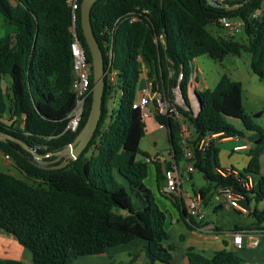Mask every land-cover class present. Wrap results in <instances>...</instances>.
<instances>
[{
    "label": "trees",
    "instance_id": "16d2710c",
    "mask_svg": "<svg viewBox=\"0 0 264 264\" xmlns=\"http://www.w3.org/2000/svg\"><path fill=\"white\" fill-rule=\"evenodd\" d=\"M263 6L264 0H251L232 13H223L204 6L202 0H98L93 5L92 27L104 56L109 35L103 32L116 27L111 41L121 95L116 92L113 97L106 80L102 117L87 149L65 168L50 170L34 165L32 155L19 144L0 142V152L23 175L0 169V229L13 235L32 253L34 264H70L75 254L99 256L110 248L134 241L145 242L143 253L149 264L174 262L176 247L167 244L168 212L161 208L146 184L150 165L155 166L160 177L162 164L157 156L141 150L147 125L141 111L133 108L142 76L140 58L148 64L153 91L171 99L178 75L183 71L181 90L189 108L193 61L202 55L222 62L229 55L248 53L252 56V73L264 80ZM80 9L77 32L92 64ZM256 12L257 18H253ZM0 14L14 28L0 41V131L37 148L40 154L59 152L78 136L92 104L91 93L79 130H68V116L76 104L72 89L71 10L65 0H0ZM130 14H135L138 20L131 22ZM224 15L244 19L246 41L217 36L210 30ZM162 34L165 42H156L155 38ZM91 71L92 89L93 68ZM199 94L203 109L197 116L192 110L180 108L193 129L195 143L214 134H222L221 139L243 137L244 131L229 124L227 118L238 119L245 131L258 133V143L264 140L263 128L244 107L241 82L224 74L214 89ZM113 102L115 105L111 107ZM154 118L166 128L172 158L179 166L185 162L180 124L157 111ZM217 141L204 151L194 150L196 172L207 178V184L199 192L204 199L222 188L241 192L248 206L254 202L250 215L257 219L255 227L260 228L264 222V210L257 207L264 202L260 160L252 156L239 175L231 172L223 175ZM249 176L257 177L258 182L253 189L246 190L242 184ZM161 195L171 201L189 230L207 224L206 220L199 222L187 214L183 199L163 192ZM140 253L128 263L119 264H136ZM186 257L189 264L243 262L227 249L208 258L189 248ZM0 264L21 263L0 260Z\"/></svg>",
    "mask_w": 264,
    "mask_h": 264
},
{
    "label": "built area",
    "instance_id": "2783aa9c",
    "mask_svg": "<svg viewBox=\"0 0 264 264\" xmlns=\"http://www.w3.org/2000/svg\"><path fill=\"white\" fill-rule=\"evenodd\" d=\"M67 6L71 10V19L72 25L70 27V32L73 37V41L71 44L72 56L74 59V82H73V92L76 95V104L70 115L69 123L67 129L71 132H77L79 130L80 124L83 119V114L86 106L87 99L89 95L92 93L91 89V75H92V64L89 62L86 50L79 38L77 32V13L81 8V0H65ZM215 2L218 7L215 9L220 10L223 13H232L242 6L243 3H247L251 0H212ZM264 11V6H263ZM259 12L253 14V18H257ZM130 21L134 22L138 20V17L135 14H130ZM223 30L228 31L229 33L236 34L244 31V27L246 25L243 18L235 15H224L219 19L218 24ZM114 27L112 30L110 28H106L103 34L109 35V43H107V50L104 56L105 58V78L107 80L108 86L112 90V96L114 97L116 92L118 95H121V91L118 90V72L113 66V46H112V35L115 32ZM156 42H165V36L162 34L159 37L157 36ZM184 79L183 71L178 75V83L177 86L173 89V98H168L166 95L159 93L158 91H153V85L151 83V89L149 91H145L142 96L137 98L133 104V108L141 111V116L144 121L148 118L152 117V113L149 110L150 104H154L156 111L160 114L167 115L173 118L180 124V136H181V145L183 148V155L186 163V167L189 173H195L196 169L193 165V160L195 159V149L198 151L206 150L211 142L220 139L222 134H214L212 136H207L203 138L201 141L195 143V137L193 129L190 125L185 121L183 114L180 111V108L185 110H192L194 115H198V102L196 98L189 93L190 99V108L184 98V95L181 90V82ZM191 83H194V76L191 78ZM193 86V85H192ZM114 100V99H113ZM112 100V101H113ZM115 104L112 103L111 107ZM37 151V148H34ZM247 146H238L236 150H245ZM8 159L9 157L6 156ZM147 162H150L147 159ZM231 172L235 175H239L236 171H225L221 172V174L225 175V173ZM165 185L162 188V192L167 196H175L183 199L184 205L186 207L187 214L190 217L195 218L198 221H203L206 219L205 213V201L203 196L199 193L190 197L182 190V176L180 173L179 166L172 158V167L165 171ZM243 187L246 190H251L254 188V183L249 176L243 182ZM221 192V198H217V203L224 202L229 204V206L241 214L248 215L250 214V210L241 205V199H244V196L241 192L233 190L231 188H222L219 189ZM209 230H214L211 226ZM234 244L237 249L241 250L245 248V244L243 241V235L241 233H235L233 235ZM258 245V240L254 239L249 246L255 247Z\"/></svg>",
    "mask_w": 264,
    "mask_h": 264
},
{
    "label": "crops",
    "instance_id": "0c3cea01",
    "mask_svg": "<svg viewBox=\"0 0 264 264\" xmlns=\"http://www.w3.org/2000/svg\"><path fill=\"white\" fill-rule=\"evenodd\" d=\"M12 3L15 5L16 1H12ZM140 64L142 65L141 66L142 76L138 88L137 98L142 96L145 91H149L151 89V83H152V81H150V79L148 78V72H149L148 64L142 57L140 58ZM195 64H197L196 59L193 61V66ZM197 73H198V69H196L195 72L193 73L194 76L193 84L191 83L192 80H190V86H189L190 94H192L191 93L192 85H193V89H196L198 92H203L210 89V86L206 81L203 82L199 80ZM143 76L148 80V84L147 87L140 89ZM243 94H244V90H243ZM150 105L151 107H149V110L151 111L152 116L154 117L156 108L152 103ZM242 131H244L243 137L217 139L218 140L217 146L220 150L219 164L220 167L225 171H231V170L236 172L243 171L248 166L251 157L255 156V155H250L253 154L254 148L257 149L256 154H260V151L264 152L263 151L264 140L261 143L257 142L260 139V135L258 133L245 131L244 127L242 128ZM244 145L247 146V149L236 150L238 146H244ZM242 152H247L248 156L247 158H242V160L240 161L238 154ZM0 156H3V160L6 168L11 167V164L13 165L10 158L8 159L1 152H0ZM223 156L230 157L229 165L226 164L222 165L221 159ZM258 158L260 160L261 173L264 175V155L261 156L260 154ZM232 160H235V162L233 163ZM160 162L162 164V175L160 177H157L156 168H155V176L154 174H151V171H149V176L150 174L153 176V180H155V183L154 184L149 183L148 180L147 185L155 193L157 201L160 204L161 208L164 211L168 212V217H169L168 224H172L173 222L180 223L181 220L183 221V219L180 213L178 212V210L173 206V204L169 199L161 195L162 188L165 185L164 172L168 170L169 158L168 160H164V161L160 159ZM2 170L6 171L5 169ZM250 177L255 186L258 182L257 177L255 176H250ZM154 187L156 188V190L153 189ZM158 197L160 198V200H158ZM241 205L247 207L250 210V213L253 211L255 206L254 202H252L248 206L244 199H241ZM219 206L221 207L220 209L217 208ZM257 207L260 211L264 210V202H260L257 205ZM209 209H211L212 212L215 213L214 214L216 216L215 221L210 220V216L208 213ZM206 210L208 215V219L206 220L207 224L195 230L192 231L190 230V234L197 235L200 238L203 237L204 244L211 245V247L209 248H206V245L202 247L201 249L202 251H200L203 253L202 255L205 254L204 256H206L207 254L206 252H208L209 255H207L206 257L212 258L214 257L216 252L223 249H227L233 252L234 249H237L234 244L233 235L235 233L240 232L243 235L244 244L247 245V247L254 249L253 251L254 253H252L250 256L246 255L242 258H244V260L246 259L245 261L249 262L250 264H264V222L262 223L260 228H256L255 226L257 224V219L255 217H254L255 220L250 219V217H252L250 214L248 215L241 214L239 211L231 208L229 204L224 202H219V203L215 202L213 205L211 204V206L205 209V211ZM244 216L246 217V220H243L242 217ZM217 217H220V221H218ZM211 226L214 228V230H209ZM235 230H239V231H235ZM254 239L258 240V245L255 247L249 246ZM185 240H186V236H185ZM136 242L137 241H134L128 245L110 248L106 251V253L99 256H80L78 254H75L73 255L70 264H112V261H114L116 264L128 263L131 260L132 256H134L138 252L141 253L136 264H149L148 258L143 253V247L145 244L143 243L137 244ZM189 248L194 249L193 246ZM120 256H124L125 259L119 261L118 259ZM0 260L19 262L21 264H34L32 253L26 248H24L13 235L7 233L2 229H0ZM175 261L176 260H174L172 264H175ZM176 264H180V263H176ZM184 264H189V260L187 257L184 260Z\"/></svg>",
    "mask_w": 264,
    "mask_h": 264
},
{
    "label": "rangeland",
    "instance_id": "374dc122",
    "mask_svg": "<svg viewBox=\"0 0 264 264\" xmlns=\"http://www.w3.org/2000/svg\"><path fill=\"white\" fill-rule=\"evenodd\" d=\"M13 29L14 28L12 26H9L5 23L4 17L0 14V41H2L4 38H6V36L12 33ZM210 30L217 36L234 37L236 39L246 41V39L243 37V32L232 34L228 31L223 30L219 25H212L210 27ZM196 60L197 64L193 66V72L198 69L197 75L199 80L203 82L206 81L209 84L210 89H214V87L224 74L228 75L235 81L241 82L244 90L243 103L246 111L253 116V120L258 123V125H261L264 128V80H261L258 76L252 73L250 69L252 56L248 53H243L241 56L229 55L225 57L222 62H219L215 61L208 55H202ZM147 84L148 80L143 76L140 89L147 87ZM191 93L194 96L193 86ZM149 107H151V105ZM227 122L238 130H242L243 128L242 122L238 119L227 118ZM146 125L147 135L141 141V150L149 153L153 157L157 156L163 161L168 160L169 158L168 169H170L172 167V153L170 150V144L166 129L162 125H160L153 116L146 120ZM256 150L257 149L254 148L253 154L250 155H255L256 157H259L260 154L261 156L264 155V152L261 151L260 154H256ZM238 156L241 161L242 158H247L248 154L247 152H242L238 154ZM139 159H143V157L139 156ZM232 162L234 163L235 160H232ZM221 163L222 165H229L230 157L223 156L221 159ZM0 168L5 169L8 172L10 171L11 173L19 177H23V175L17 169H15L14 165L11 164V167H5L3 156H0ZM179 169L183 180L182 190L190 197L199 193L200 187L207 184L205 178L197 172L193 173L191 177L190 173L187 170L186 163L180 162ZM150 171L151 174H154L155 176V166L153 164L150 165ZM216 172L220 173L219 170H216ZM151 174L149 176V179L146 180V184L148 180L149 183H155V180H153V176ZM153 189L156 190L155 187ZM208 198L209 199L204 203L205 209L211 206V204L213 205L215 202H217V198H221V192L219 191V189L214 190L208 196ZM158 200H160L159 197ZM205 213V220H207V210L205 211ZM208 213L210 216V220L215 221V213H213L211 209L208 210ZM242 218L243 220H246L245 216ZM217 219L218 221H220V217H217ZM250 219L255 220L254 216L250 217ZM205 220L199 222H205ZM167 231L169 233L168 244H172L176 247V250L173 252L174 258L176 260L175 264H184V260L186 258L185 254L191 246H193L194 251L199 254H203L200 251H202L201 249L202 247H204V245H206V248L211 247V245L209 244H204L203 237L200 238L197 235L190 234V230L187 229V226L182 220L180 223L173 222L172 224H168ZM136 243L145 244L143 241H137ZM253 251V248H249L247 247V245H245L244 249H234L233 253H236V255L243 260L242 264H250L249 262L245 261L246 259L244 260V258L242 257L246 255L250 256L252 253H254ZM206 253V256L209 255L208 252ZM124 259V256H120L118 260L121 261Z\"/></svg>",
    "mask_w": 264,
    "mask_h": 264
},
{
    "label": "water",
    "instance_id": "95a60500",
    "mask_svg": "<svg viewBox=\"0 0 264 264\" xmlns=\"http://www.w3.org/2000/svg\"><path fill=\"white\" fill-rule=\"evenodd\" d=\"M98 0H82L81 3V27L84 39L88 46L92 58L93 68V88H92V104L86 123L75 140L63 148L59 152L40 154L34 148L24 143L21 139L0 131V142L7 143L12 141L19 144L24 150L29 152L33 159L32 163L37 167L50 170H58L65 168L70 162L76 161L91 143L101 120L103 111V99L106 88L105 78V58L103 50L95 36L92 27V8ZM202 4L209 8H217L218 5L212 0H202ZM194 97L199 106L198 114L203 109L201 96L196 89H193ZM55 157L53 160L47 158ZM61 161L60 164H58ZM207 180V178H205Z\"/></svg>",
    "mask_w": 264,
    "mask_h": 264
}]
</instances>
